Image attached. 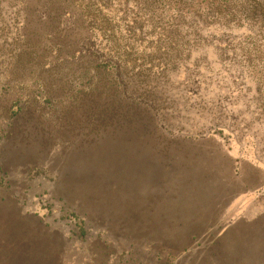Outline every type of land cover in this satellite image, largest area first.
<instances>
[{
	"label": "rangeland",
	"instance_id": "374dc122",
	"mask_svg": "<svg viewBox=\"0 0 264 264\" xmlns=\"http://www.w3.org/2000/svg\"><path fill=\"white\" fill-rule=\"evenodd\" d=\"M175 7L174 0H0V145L9 133L50 151L28 172H0V191L11 205L0 195V230L20 217V205L64 236L53 251L36 239L29 246L35 264H49L45 253L55 264H214L213 243L225 231L264 217L263 31L238 21L182 19ZM134 130L165 165L190 176L163 175L154 156L141 158L138 140L129 139ZM100 135V161L80 164L97 170L115 162L128 173L110 182L126 183L125 206L119 192L116 204H105L102 190L72 183L61 195L60 157ZM119 147L127 158L120 153L114 161L116 153L111 160ZM70 166L69 180L92 177ZM191 192L206 221L188 231L170 226L179 246L195 233L177 249L171 232L150 227L147 210ZM223 192L235 197L219 201ZM138 207L146 212L130 219Z\"/></svg>",
	"mask_w": 264,
	"mask_h": 264
},
{
	"label": "trees",
	"instance_id": "16d2710c",
	"mask_svg": "<svg viewBox=\"0 0 264 264\" xmlns=\"http://www.w3.org/2000/svg\"><path fill=\"white\" fill-rule=\"evenodd\" d=\"M174 1L175 3L177 2V7L174 8V12L182 19L188 17L189 15H194L199 18H205L207 21L211 20L213 22H220L227 25L234 23V21H238L240 24H250L251 27H256V29H258L259 31L262 30V34L264 35V0H225L222 3H210L206 5L188 3L185 0ZM167 12H171V10H167ZM262 40L263 37H260V40L258 42L260 43L262 42ZM15 122H18V119H16ZM133 133L135 134L136 131L134 130ZM14 135L15 136H13L12 138L10 134L7 133L5 136L1 137L2 141L0 145V172H2L3 176H5V172L3 171L6 168L18 167L26 169V171L28 172L31 168L39 165L40 161H46V154L50 155V151L46 152V150H44L45 146L43 143V146L35 147V144H32L33 142H28L30 141V139L26 138L25 142H20V137L17 138V136L19 135ZM9 137L10 139H8ZM128 137H130V133ZM142 137L143 138L141 139V137L135 134L134 136L129 138H135L138 140L140 146L137 152L139 153L141 158L143 157V155L147 154L154 156L156 164H158L163 170V175L165 174L171 176L176 172L182 173L187 178L188 176H190V173L173 170L171 168V162L168 165H165L162 157L163 155H158L151 147L148 146L147 143H145L146 141L144 139V136ZM104 138L105 136L100 135L89 142L87 141V144H75L74 148L68 149L63 153V155L59 159L61 172H59L58 177V185L59 187H61V195L64 194V191H66V189H69L68 184L72 183V186L88 188L89 191H93L96 189L99 191L102 190L108 195L106 196L108 198L104 200L105 204H111L113 202L116 204V202L119 201L118 192L120 193L119 196H121V199H126L123 190L126 183L119 182V185L110 183L111 180H113L112 182H114L115 178H117L118 176L127 177L128 173L124 171H121L118 174L108 165L104 166L102 169L99 168L95 171L90 169L89 172H92V177L87 179H93L94 183L83 180L84 178H86L85 176L78 177L80 174H75L77 175L75 179L69 180L66 173V166L70 163V158H74L76 155H80L81 153H83L84 149H89L92 147L97 148L95 146L99 144V142H101V140ZM40 141L42 140L40 139ZM28 145L33 146V148L27 147ZM120 147L118 151L123 149ZM72 168V166L69 167V169ZM197 168L205 169V166L201 165ZM252 170L253 172L260 175L259 171H256L253 168ZM205 172L201 175L202 183H207V172ZM141 174L146 177V174L148 173L141 172ZM192 182L189 181L187 182V184H190ZM229 184L230 182L228 183V185ZM146 190L150 189L146 188ZM0 195L2 198L1 201H3L4 198L7 199L6 207H10L11 205L8 202L9 199L6 197L7 195H5L3 191H0ZM207 196H210V193ZM175 197L176 195L172 196V198ZM95 199H97V197H95ZM125 199H123L124 201L122 203L124 204V206L128 203V200ZM198 199L199 197L197 192H191L190 194L182 193L180 197H176V200L162 199L165 205L162 206L161 203V210L160 208L157 210V208L153 207H150L149 210H147L150 211L152 216L150 219H148L147 223H150V227H152L153 229L157 228L158 230L162 229L171 232V238L169 240L172 243V246L174 248L177 247V249H182L195 238V233L189 232L187 236V242L184 245L179 246L177 244L179 239V232H176L177 230L173 231L174 229L169 230V227L175 226L178 228V230L179 228H185L187 230L188 228H193L194 225H196V223H194L196 220H205L206 217H202V215L198 216L196 212V208L199 209V207H204L201 204L202 202H199L200 204L196 203ZM13 202L16 204L15 201ZM102 203L100 201L98 202V205L100 207L104 206V204ZM119 204L122 205L121 202ZM177 205L179 206L176 207ZM16 207H18L22 211L20 217H17L16 221L12 223L2 225L3 228L2 230H0V264H35V260L33 258L35 253L32 248H29V246H35L34 243L36 239H38L37 241L39 242L38 244L40 247H42L41 245H44V242H46L51 251H53L56 247H58V245L64 242V236L60 235V232L50 229L46 223L34 219L32 215L24 214L23 209L20 207V205H17ZM16 207L14 206L15 210ZM191 207L194 208L191 209ZM142 210V207H138V209L132 211L133 214H131L132 212L130 213V219L140 216L141 213L146 212ZM187 210L188 214H186ZM181 211H183V214H181ZM189 213L194 214L189 215ZM253 224H255L254 227H252ZM145 226L149 227L148 225ZM252 226L246 227V225H235L231 229L225 231L215 241V243H213L211 254L215 255L216 253V255H218L217 259H213L212 262H214V264H264V217H262L260 221L252 223ZM159 236L161 235L159 234ZM32 253L34 255H32ZM44 256L46 257V262H48L49 264H51L55 260L54 256L50 254L45 253ZM204 261L205 260H199L198 262Z\"/></svg>",
	"mask_w": 264,
	"mask_h": 264
},
{
	"label": "crops",
	"instance_id": "0c3cea01",
	"mask_svg": "<svg viewBox=\"0 0 264 264\" xmlns=\"http://www.w3.org/2000/svg\"><path fill=\"white\" fill-rule=\"evenodd\" d=\"M97 150H98V148H92L91 150H90V148L89 149H84L83 150V153H81L80 155H76L74 158H70L69 165L71 164L74 169L78 166L79 169H80V171H89L90 169H92L91 166H83L80 163H82V164H89L87 162V159H91L92 165L95 167L96 165H94V162L100 161V158L99 157H101V156L98 157V154L99 153H98ZM102 152H104V151L101 149L99 155H101ZM116 153H118V154H116ZM120 153H124V152H122V151H120V152L119 151H111L109 157L111 158V160H113L112 159V155L113 154L114 155L116 154L115 157H114V161H115V158L116 157L119 158V159H121L122 157H121V154ZM84 155H85V157H81V156H84ZM123 157H125V159H126L127 158V154L124 153V156ZM110 168L112 170L114 169V171L116 170V172L118 174H119L120 170L122 169V168L121 169L120 168H116L115 162H114V165L112 167H110ZM118 169H120V170H118ZM92 170L95 171V169H92ZM80 176H83V175L80 174L78 177H80ZM83 180H85V178ZM85 181H87V180H85ZM233 197H235V195L233 193L230 194L229 192H223L222 195H219L218 196V199H220L219 201H224V202L227 203V202H230V200Z\"/></svg>",
	"mask_w": 264,
	"mask_h": 264
}]
</instances>
